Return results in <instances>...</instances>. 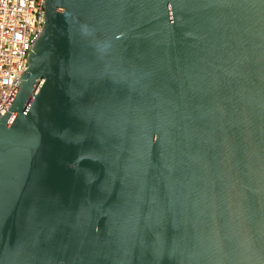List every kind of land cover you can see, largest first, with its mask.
I'll list each match as a JSON object with an SVG mask.
<instances>
[{
    "label": "water",
    "instance_id": "95a60500",
    "mask_svg": "<svg viewBox=\"0 0 264 264\" xmlns=\"http://www.w3.org/2000/svg\"><path fill=\"white\" fill-rule=\"evenodd\" d=\"M0 264H264V0H46Z\"/></svg>",
    "mask_w": 264,
    "mask_h": 264
},
{
    "label": "built area",
    "instance_id": "2783aa9c",
    "mask_svg": "<svg viewBox=\"0 0 264 264\" xmlns=\"http://www.w3.org/2000/svg\"><path fill=\"white\" fill-rule=\"evenodd\" d=\"M46 25V0H0V117L10 113Z\"/></svg>",
    "mask_w": 264,
    "mask_h": 264
}]
</instances>
